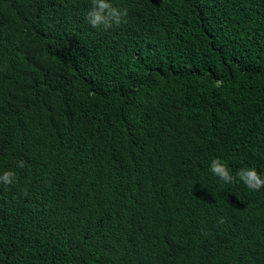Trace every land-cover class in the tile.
Listing matches in <instances>:
<instances>
[{
	"label": "trees",
	"instance_id": "1",
	"mask_svg": "<svg viewBox=\"0 0 264 264\" xmlns=\"http://www.w3.org/2000/svg\"><path fill=\"white\" fill-rule=\"evenodd\" d=\"M0 2V264H264V0Z\"/></svg>",
	"mask_w": 264,
	"mask_h": 264
},
{
	"label": "clouds",
	"instance_id": "2",
	"mask_svg": "<svg viewBox=\"0 0 264 264\" xmlns=\"http://www.w3.org/2000/svg\"><path fill=\"white\" fill-rule=\"evenodd\" d=\"M127 16V9L123 11L113 7L107 0H92V8L87 13V20L94 28L101 25L105 30L111 28L113 24L119 26L122 22V17ZM126 22V21H125ZM220 86V82L217 83V87ZM25 162L21 160L17 167L23 168ZM210 171L219 178L220 181L225 184H232L236 182V177L251 190L256 191L261 187H264V179H262L255 169H241L237 172L236 177L231 174L230 169L225 163H222L219 159H214L210 164ZM16 179V173L14 171H4L0 175V183L4 185L13 184ZM224 223L223 218L219 221Z\"/></svg>",
	"mask_w": 264,
	"mask_h": 264
},
{
	"label": "bare ground",
	"instance_id": "3",
	"mask_svg": "<svg viewBox=\"0 0 264 264\" xmlns=\"http://www.w3.org/2000/svg\"><path fill=\"white\" fill-rule=\"evenodd\" d=\"M1 3V2H0ZM6 4V3H5ZM9 4V3H8ZM2 7V6H1ZM24 10V9H23ZM31 12V11H30ZM57 27V26H56ZM52 29V28H51ZM53 32V31H52ZM73 32V31H72ZM53 38V37H52ZM29 55V54H28ZM107 71V70H106ZM199 77V76H198ZM97 85V84H96ZM110 87V86H109ZM105 88V87H104ZM111 89V88H110ZM138 93V92H137ZM188 93V92H187ZM192 97V96H191ZM242 185V184H241ZM251 199V198H250ZM264 215V214H263ZM262 248V247H261ZM252 264V263H251Z\"/></svg>",
	"mask_w": 264,
	"mask_h": 264
}]
</instances>
